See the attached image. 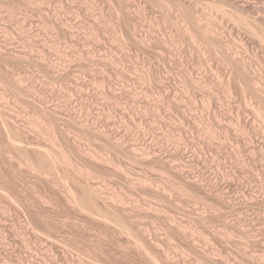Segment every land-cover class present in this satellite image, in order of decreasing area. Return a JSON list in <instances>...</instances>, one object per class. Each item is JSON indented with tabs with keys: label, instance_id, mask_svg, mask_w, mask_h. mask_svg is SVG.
Here are the masks:
<instances>
[{
	"label": "rangeland",
	"instance_id": "rangeland-1",
	"mask_svg": "<svg viewBox=\"0 0 264 264\" xmlns=\"http://www.w3.org/2000/svg\"><path fill=\"white\" fill-rule=\"evenodd\" d=\"M13 1L17 4L6 0L9 4L0 8V42L10 36L6 50L28 55L12 70L26 72V79L31 78L26 84L42 93L50 107H58L61 116L53 114L51 120L41 116L46 128L51 124L53 128L33 129L38 97L23 91L25 87L17 93L20 88H14L11 70L1 63L6 72L1 73L5 83L0 86V109L14 118L16 125L11 126L23 132L21 141L52 150L55 159L60 151L51 144L57 138L71 157L73 171L69 180L58 182L28 172L27 163L13 149L14 159H9V142L0 135V172L8 181L6 187L14 190L20 207L28 205L49 220L40 227L24 211V216L20 211L18 216L8 212L10 205L1 200L0 264H148L143 251L141 255L128 245L106 214L112 201L122 206L137 202L143 213L135 219L147 233L139 240L150 249L158 243L155 251L175 258L172 264H264V119L255 110L264 104V43L250 28L235 24L211 6L222 4L226 11L239 13L238 4L230 0ZM241 2L247 8L264 4V0ZM196 5L203 10L204 20L215 26L216 34L209 39L218 49L184 32L181 11L193 13ZM246 12L253 29L264 27L252 17L254 10ZM234 51L251 66L248 74L260 79L256 84L233 63L229 55ZM40 54L48 60H43L45 71H41ZM57 116L60 120L54 119ZM81 119L89 129L79 128ZM107 124L111 133L128 142L127 148L139 145L150 152L151 160L136 158L134 163L130 150L109 146L103 136ZM60 127H69L72 134L62 136ZM75 145L82 155L73 149ZM87 154L109 157L112 164L90 163ZM79 168L91 175L81 176ZM72 176L94 194L99 209L94 214L85 208L80 212L65 201L64 191L81 193ZM144 177L150 189L140 185ZM182 183L189 188L188 195L179 193L177 186ZM22 219L31 227L22 225Z\"/></svg>",
	"mask_w": 264,
	"mask_h": 264
},
{
	"label": "bare ground",
	"instance_id": "bare-ground-1",
	"mask_svg": "<svg viewBox=\"0 0 264 264\" xmlns=\"http://www.w3.org/2000/svg\"><path fill=\"white\" fill-rule=\"evenodd\" d=\"M9 1V0H8ZM30 1V0H29ZM42 1V0H41ZM45 1V0H44ZM126 1V0H125ZM231 2H235L236 3V5L238 4V6L237 7H239V9L238 8H236L238 11L237 12H239V13H233V12H229V11H226L221 5H216V3L215 4H213V5H211V6H213V8L217 11V12H220V13H222L223 15H225V17H228L229 19H230V21H233L235 24H237V25H241V26H243V27H246L247 29L248 28H250L251 29V31L255 34V36L258 38V39H261L262 41L261 42H263L264 43V30H263V28L262 27H260V26H262V25H259V28L257 27V30H256V28L255 29H253L254 28V26H253V24H252V26H253V28L251 27V19L250 20H248V18H247V16H244V13H247L246 11H247V9L248 10H250L252 13H254L255 12V14H254V16H252V17H254V19H256L257 21L259 20V22H261L262 24H264V4L262 5L261 4V6H256V5H258V4H249V6L250 5H252V6H248L249 8H247V7H245V3H239L240 1H242V0H230ZM245 2L247 1L248 2V0H244ZM260 1V0H259ZM12 2L13 3H16V2H14L13 0H12ZM37 2V1H36ZM43 2V1H42ZM246 2V3H247ZM28 3V2H27ZM40 4H41V2H39ZM39 3H37V4H39ZM47 3V1L45 2V4ZM7 5V4H9L8 2H6V0H0V8L2 9V8H4V7H1V6H4V5ZM17 4V3H16ZM33 4V3H32ZM35 4V3H34ZM245 4V5H244ZM247 4V5H248ZM20 5V4H19ZM30 5V4H29ZM260 5V4H259ZM15 6V5H14ZM17 6V5H16ZM22 6V5H21ZM40 6H42V5H40ZM123 6V5H122ZM128 7V6H127ZM6 8V7H5ZM27 8V7H26ZM193 8V7H192ZM195 8V11H193V13H192V11L190 12V11H187L186 10V12H184V11H181V12H183L182 13V16H183V22H184V28H183V30H184V32L185 33H187L189 36H190V38L193 40V39H195L196 38V35H198L199 36V38H201V40L202 41H206V43L207 44H209V47L211 46V48L213 47V49H216L217 48V46H216V48L214 47V43L212 42V40L211 39H209L210 37H212V38H214V35L216 34L215 33V31H214V28H215V26L213 25L212 26V24L210 23V22H207V21H205L204 20V18H205V16L203 15V10L202 9H200V8H198V5H196V7H194ZM233 8V7H232ZM11 9V8H10ZM9 8H8V10H10ZM16 9H18V8H16ZM32 9V8H31ZM34 9V8H33ZM40 9V8H39ZM120 10H121V8H119ZM175 9H176V7H175ZM184 9V8H183ZM212 9V8H211ZM213 9V10H214ZM235 9V10H236ZM5 10V9H4ZM3 10V11H4ZM36 10V9H35ZM178 10V9H177ZM182 10V9H181ZM185 10V9H184ZM233 10V9H232ZM253 10H254V12H253ZM1 11V10H0ZM29 11V10H28ZM31 11V10H30ZM42 10H40V12H41ZM127 11V10H126ZM6 12V11H5ZM7 13V12H6ZM121 13V12H120ZM119 13V14H120ZM124 13V12H123ZM5 14V13H4ZM38 14H40L41 15V13H38ZM44 14V13H43ZM1 15H3L2 14V12H1ZM26 15V14H25ZM28 15V14H27ZM27 15H26V17H27ZM45 15V14H44ZM124 15V14H123ZM248 15V14H247ZM119 16V15H118ZM24 17V16H23ZM41 17H43V16H41ZM120 17V16H119ZM45 18V17H44ZM43 18V19H44ZM43 19L41 18V20L43 21ZM46 20H47V18H45ZM256 20H252L253 22H256ZM46 22V21H45ZM45 24V23H44ZM41 25V24H40ZM258 25V24H257ZM44 26V25H43ZM46 26V25H45ZM41 27H42V25H41ZM223 27V26H222ZM1 28V27H0ZM4 28V27H3ZM262 28V29H261ZM2 29V28H1ZM5 29H6V27H5ZM4 29V30H5ZM127 29V28H126ZM216 29V28H215ZM219 29V28H218ZM1 31V30H0ZM213 31H214V34H213ZM5 32H8V31H5ZM11 34V33H10ZM3 35H4V33H3ZM6 35V34H5ZM13 36V35H12ZM133 36H134V34H133ZM197 36V37H198ZM8 37H10V36H8ZM8 37H6L5 36V40L3 41V42H0V63L2 64L1 65V67L2 68H4L5 70H8V71H10L11 70V72H12V74H9L10 76H9V78L11 77V78H13V81H14V79H15V81H16V86H18V87H14V88H20L19 90H17V93H18V91H20L21 92V90L25 87V89H23V91L24 90H28V91H26V92H30V93H32L31 91H33V93L35 94V96H37L38 97V99L37 100H39L38 101V103H37V105H35V108L37 107V111H36V113H34V115H33V117H34V119L32 120V121H34L33 122V124H32V126L34 127L33 129H37V127H39L38 129L40 130V129H51L50 127H52L53 126V124H51V126H49L48 128H46V124L48 125V123H46L45 124V122L42 120V118H41V116L43 117V118H45V116H49L48 118L50 119L51 118V116L53 115V114H55V116L56 115H58V116H61L59 113H56V111H58L57 109H59L58 107H56V106H51L50 107V103L48 104V102L46 101V99H45V97L42 95V93H40L39 92V94L38 93H36L35 92V90H33L32 88H33V86H32V88H31V86H29L30 85V83H29V85H27L26 83H28L29 81H30V79H28L29 77L27 76V75H25L26 74V72H23V73H18L17 71H13L12 70V68H13V66L15 65V67L17 66L16 64H18L19 62L20 63H22L23 61L22 60H24V58H26L25 57V55L24 54H22V53H16V54H13L12 53V51L11 52H9L10 51V48H9V51H7L8 49H7V44L10 42H8V40H7V38ZM1 38V37H0ZM12 38V37H11ZM11 38H9L10 40H11ZM133 38V37H132ZM134 38H136V37H134ZM189 38V39H190ZM197 39V38H196ZM210 40V41H209ZM131 41H133V40H131ZM198 41H199V39H198ZM219 41V40H218ZM24 42V41H23ZM11 43V42H10ZM9 43V44H10ZM133 43H134V41H133ZM220 43V42H219ZM14 44V43H13ZM13 44H11V45H13ZM217 44V43H216ZM205 47L207 46V45H204ZM208 47V46H207ZM15 48V47H14ZM13 48V49H14ZM31 48V47H30ZM210 48V49H211ZM7 49V50H6ZM218 49V48H217ZM220 49V48H219ZM27 50V49H26ZM237 50V49H236ZM7 51V52H6ZM20 51V50H19ZM29 51H31L32 52V50L30 49ZM42 51V50H41ZM214 51V50H213ZM218 51V50H217ZM11 54V55H9V53ZM22 52V51H21ZM39 52H40V50H39ZM229 52V51H228ZM235 52V51H234ZM232 53L231 55H229L230 57H231V60L233 61V63H236V64H238V65H240V68H242V70H243V72H245L246 73V76H247V74H248V67H251V66H249V64H247L246 63V60H245V62H244V60H242V59H240V55L238 54V53ZM26 53V52H25ZM41 53V52H40ZM31 54V53H30ZM30 54H29V56H30ZM32 54H33V52H32ZM48 54V53H47ZM41 56L39 57V60H40V63H41V68H43V69H41V71L42 70H47V68L44 66V62L45 61H47L48 62V60H45V59H43V56H44V54H40ZM38 56V55H37ZM48 56V55H47ZM31 57V56H30ZM228 57V56H227ZM36 58V57H35ZM49 58V57H48ZM226 58V57H225ZM239 58V59H238ZM26 60V59H25ZM37 60V59H36ZM43 60H45V61H43ZM50 60V59H49ZM22 61V62H21ZM34 61V60H33ZM228 61V60H227ZM30 62H32V61H30ZM35 63H36V61H34ZM33 62V63H34ZM38 63V62H37ZM50 63V62H49ZM48 63V64H49ZM58 64V63H57ZM19 65V64H18ZM31 65V64H30ZM29 65V66H30ZM33 65V64H32ZM32 65H31V67H32ZM46 65H47V63H46ZM232 65V64H231ZM37 66H39V65H37ZM29 68V67H28ZM40 68V67H39ZM4 69H1L0 68V86H1V82L3 81V83H5L4 82V79H2L5 75L3 74V76H1L2 74L1 73H4V72H6V71H4ZM17 69V68H16ZM35 69V68H34ZM233 70H234V68H232ZM239 69V68H238ZM50 70H51V68H50ZM30 71V70H29ZM40 71V72H41ZM44 71L43 72H41V73H44ZM235 71V70H234ZM241 71V70H240ZM239 71V72H240ZM47 72V71H46ZM238 72V71H237ZM239 72H238V74H239ZM25 73V74H24ZM32 73V72H31ZM41 73H39V74H41ZM48 73V72H47ZM6 74V77L8 76V74L7 73H5ZM45 74V73H44ZM256 74V73H255ZM240 75V74H239ZM26 76L28 77L27 79H26ZM31 76V75H30ZM40 76V75H39ZM38 76V77H39ZM6 77H5V79H6ZM46 77V76H45ZM54 77V76H53ZM58 77V76H57ZM240 77H241V75H240ZM244 77V76H243ZM248 77L250 78V81L251 80H253L252 82L253 83H255L256 81H259L260 79H258L257 80V76L255 77L254 75H251V74H248ZM33 78V77H32ZM49 78V77H48ZM248 78V79H249ZM7 79H8V77H7ZM35 79V78H34ZM39 79H42L43 80V77L41 78H39ZM38 78H37V80H39ZM45 79V78H44ZM46 79H47V77H46ZM10 80H12V79H9V80H7L6 81V83L7 84H9L10 85V83H11V81ZM36 80V81H37ZM28 81V82H27ZM32 81V80H31ZM46 81V80H45ZM44 81V82H45ZM39 82H41L40 80H39ZM36 83H38V82H36ZM43 83V82H42ZM51 83H53V82H51ZM55 83V82H54ZM13 84V83H12ZM32 84H34V83H32ZM48 84V83H47ZM256 84V83H255ZM4 85H6V84H4ZM9 85H6L5 86V88L7 87V86H9ZM38 85H40L41 87H43L42 85L43 84H38ZM50 85V84H49ZM2 86H3V84H2ZM44 86H45V84H44ZM52 87V86H51ZM255 87V86H254ZM4 87H3V89H5ZM8 88V87H7ZM13 88V89H14ZM44 88V87H43ZM2 89V90H3ZM9 89V88H8ZM15 89V90H16ZM54 89V88H53ZM59 89V88H58ZM7 91V90H6ZM13 91V93H14V90H12ZM16 92V91H15ZM253 92V91H252ZM255 92V91H254ZM2 93V92H1ZM21 93H23V92H21ZM33 93H32V95H33ZM256 93V92H255ZM15 95V94H14ZM23 95V94H22ZM29 94H27V97H29L30 98V96H28ZM45 95V94H44ZM255 95H257V94H255ZM18 96V95H17ZM34 96V95H33ZM46 96V95H45ZM21 97V96H20ZM3 98V97H2ZM5 98V97H4ZM13 98H14V96H13ZM48 98V97H47ZM12 99V98H11ZM36 99V98H35ZM4 100V99H3ZM36 100V101H37ZM1 101V100H0ZM3 102V101H2ZM7 102V101H6ZM5 102V103H6ZM17 102H18V100H17ZM32 102H34V101H32ZM50 102V101H49ZM53 102V101H52ZM262 102L263 101H261L260 103L262 104ZM36 103V102H35ZM2 106H4V105H2ZM8 106H9V104H8ZM34 106V105H33ZM1 108V107H0ZM61 108V107H60ZM2 110H5V109H3V107H2ZM1 109H0V135H3L4 137H6V139H7V141L9 142V146L8 147H10V149L9 150H7V152H9V154H7L8 155V157H9V159L11 158H13L12 156H10L11 154H12V149H13V152H15L14 154H17L19 157H20V159L21 158H23V159H21V160H24L25 162V164L26 165H28V172H29V170L31 171V172H33V173H37V174H39L40 176H41V178L43 177V178H47L46 180H48L49 178H54V180H52V181H50V182H58V180H63L64 178H66L67 176L69 177L70 176V174H71V171H73V170H71L70 171V169H71V166L72 165H70V163H71V157H69L68 156V154L66 153V151L64 152V149L62 148V145H60V143H57V135H55V133H54V131H53V136L56 138L55 139V143H52L51 144V147L52 148H56L55 150H59L60 152H59V156L57 157V156H55V157H57L56 159L53 157V154H52V150L50 151L49 149H47L46 147H41V146H39V145H34L33 143H27V142H23V141H21L20 139H19V137H20V133H23V132H20L19 133V131L18 130H16L15 129V127H13V126H11V123L13 122V120H14V118H12V113L10 114V112H9V115H11V117L9 116V117H7V116H5V114L6 113H4L3 114V111H2ZM256 110V113L260 116V117H262V119H264V104H262L261 105V107H258L257 109H255ZM5 111H7V110H5ZM38 112V113H37ZM59 112V111H58ZM64 112V111H63ZM16 114V113H15ZM64 114V113H63ZM7 115V114H6ZM55 117L54 119H58L59 117ZM82 116V115H81ZM258 116V117H259ZM32 117V118H33ZM52 117H54V116H52ZM63 117V116H62ZM86 117V116H85ZM13 119V120H12ZM49 119H47V120H49ZM12 120V121H11ZM46 120V119H45ZM51 120V119H50ZM59 120H60V118H59ZM64 120V119H63ZM83 122L82 123H80V129H89V125H86V124H88V123H86V121L84 122V120L83 119H81ZM86 120V119H85ZM51 122V121H50ZM87 122H88V120H87ZM32 123V122H31ZM53 123L55 124V122L53 121ZM86 123V124H85ZM90 123V122H89ZM13 124H14V122H13ZM22 124V123H21ZM111 124V123H110ZM14 125H16V124H14ZM41 127H44V128H40V126ZM50 125V124H49ZM57 125V124H56ZM26 126V125H25ZM31 126V127H32ZM37 126V127H36ZM108 124H107V128H108ZM56 127V126H55ZM58 127V126H57ZM77 127V126H76ZM91 127V126H90ZM24 128V127H23ZM22 128V129H23ZM30 128V127H29ZM53 128V127H52ZM59 128V127H58ZM68 128L69 127H67L66 129H64V127L63 128H61L60 127V129H62L63 131H61L63 134H61L62 136H65L66 137V135L68 136V135H70V133H71V130L69 129L68 130ZM110 128V127H109ZM109 128H108V130L107 131H103L104 133H103V136H105L106 138V140H107V142H109V146H112V147H114V148H116V150L117 149H119V151H122V152H128L129 150L131 151L130 153H132V160L134 159V160H137V159H141V160H143V159H148V161H149V159L151 160V158H150V152H147V151H144V150H142L141 148H139L138 146L139 145H132V146H130L129 148H127L128 146H127V143L128 142H126V140H123V139H121L122 137H120V135H118L117 136V134H115L114 132V134H115V136L114 135H112L113 133H111L112 131H110L109 130ZM55 129H57V128H55ZM91 129V128H90ZM54 130V129H53ZM73 130V129H72ZM105 130V129H104ZM41 131V130H40ZM39 131V132H40ZM51 131V130H50ZM87 131V130H86ZM85 131V132H86ZM91 131V130H90ZM82 132V131H81ZM100 132V131H99ZM120 132V131H119ZM84 133V132H83ZM83 133H82V135H83ZM88 133H89V131H88ZM91 133H92V131H91ZM126 133V132H125ZM65 134V135H64ZM72 134V133H71ZM81 135V134H80ZM86 135H88V134H86ZM86 135H83V136H86ZM96 135V134H95ZM101 135V134H100ZM12 136H14L13 138H12ZM24 136V135H23ZM59 136V135H58ZM97 136H98V134H97ZM25 137V136H24ZM18 138V139H17ZM61 138V137H60ZM4 140V139H3ZM59 140V139H58ZM6 141V140H5ZM60 141V140H59ZM67 141V140H66ZM60 142H63V139H62V141H60ZM39 143V142H38ZM135 143V142H134ZM133 143V144H134ZM138 143V142H137ZM66 146H67V144H66ZM79 146V145H78ZM78 146H76L75 145V147L73 148V149H75V151L77 152V154H81V152L82 151H80V149H79V147ZM6 148H8L7 146H5ZM51 149V148H50ZM110 149V148H109ZM57 150V151H58ZM66 150V149H65ZM4 151V150H3ZM73 151V150H72ZM117 152V151H116ZM11 153V154H10ZM129 153V152H128ZM71 154V153H70ZM2 155H4V154H2ZM6 155V156H7ZM82 155V154H81ZM80 155V156H81ZM85 155V154H84ZM88 155V159H89V161H90V163L92 162L93 164L94 163H101V164H103V165H105V166H109L110 164H112V162H111V160H110V158L109 157H103V156H95V155H92V154H87ZM6 156H3L4 158L6 157ZM108 156V155H107ZM130 156V155H129ZM78 157H79V155H78ZM86 157V156H85ZM84 157V158H85ZM54 158V159H53ZM80 158V157H79ZM81 158H82V156H81ZM137 158V159H136ZM156 158V157H155ZM14 159V158H13ZM55 160V161H53V160ZM20 160V161H21ZM131 160V161H132ZM134 160H133V162H134ZM155 160H158L157 158L155 159ZM10 161V160H9ZM8 161V162H9ZM19 161V162H20ZM15 162V161H14ZM21 162H23V161H21ZM21 162L20 163H17L18 164V168L20 169V167H21V165L23 166V163L21 164ZM145 162V161H144ZM151 162V161H150ZM172 162V161H171ZM9 163H11V162H9ZM134 163H136V161L134 162ZM169 163V162H168ZM13 164V163H12ZM3 165V164H2ZM25 165V166H26ZM96 165V164H95ZM11 166V165H10ZM169 166H171L170 164H169ZM13 167V166H12ZM15 167V166H14ZM70 167V168H69ZM4 168V167H3ZM11 168V167H10ZM22 168V167H21ZM175 168V167H174ZM8 169V168H7ZM12 169H14V168H12ZM175 169H177V168H175ZM23 170H25V169H23ZM27 170V169H26ZM57 170H59V172L61 171V175L63 176V177H60V175L59 174H57ZM10 171V170H9ZM176 171V170H175ZM13 172V171H12ZM27 172V171H26ZM78 172V171H77ZM81 172H83V174L81 173ZM2 173V174H1ZM32 173V174H33ZM79 173L81 174V176H84L85 178L87 177L88 178V176H90L91 175V173H89L87 170H82V168L80 169L79 168ZM13 174V173H12ZM72 174H75L74 172L72 173ZM3 175H4V173L3 172H0V201L1 200H5V201H7L8 202V204L10 205L9 206V208H8V212H10V213H15L16 214V212H18V211H20L21 213H22V215L24 214V212H26L30 217H32L31 219L36 223V224H39L38 226H40L41 227V225L43 224H46V221H49L48 219L46 220V221H44V219L42 218V216L40 215L41 214V212H38V210H35V209H31V208H28V205L27 206H25V207H23V206H21L22 207V210H21V207H20V202H19V200H18V198L14 195L15 193H12V191H14L13 189H11V191H10V189H8V187H6V183L8 182H6V181H4V180H6L5 179V177H3ZM77 175V174H76ZM126 175V174H125ZM17 176V175H16ZM30 176V175H29ZM39 176V177H40ZM188 176V175H187ZM27 177V176H26ZM67 177V178H68ZM74 176H72L71 178H73ZM79 177V176H78ZM186 177V176H185ZM192 177V176H191ZM8 178V177H7ZM15 178V177H14ZM75 178L76 177H74V179H73V182L75 181ZM80 178V177H79ZM78 178V179H79ZM145 178V177H144ZM38 179V178H37ZM70 178H68V180H69ZM77 179V178H76ZM143 179V178H142ZM193 179V178H192ZM79 180H82V179H79ZM182 180H184L183 178H182ZM194 180V179H193ZM192 180V181H193ZM70 181H72V179L70 180ZM93 181V180H92ZM135 181V180H134ZM191 181V182H192ZM198 181V180H197ZM6 182V183H5ZM79 181H75V183H73L74 184V186H75V184H78V185H76V186H79L80 185V187H81V190L79 189L80 187H78V188H76L77 190L79 189L80 191H81V193L79 192H77L76 193V191L75 192H72V190H70L71 188L70 187H72V186H70L68 189L69 190H67V192H65L64 191V193L66 194V196H65V201L69 204V203H71L72 204V206L73 205H75L76 206V208H74V209H78L79 208V211L81 212V210H82V212L85 210V209H87V210H90L89 212H92L93 214H94V212H96L97 210H99L98 209V206L96 205L97 203L95 202V197H94V194L92 193V191L90 192V190H88L89 188H87V189H85V188H83V182L81 183V184H79L78 183ZM137 182H139V181H137ZM12 183V182H11ZM38 183H40V182H38ZM60 183V182H59ZM62 183V182H61ZM72 183V182H71ZM93 183V182H92ZM9 184H10V182H9ZM14 184V183H13ZM183 184V183H182ZM182 184H179V187L177 186V188H178V191H179V193H181V195H188V190H189V188L188 187H186V188H188V189H186L185 188V186H184V184L182 185ZM196 184V183H195ZM62 185V184H61ZM139 185V184H138ZM140 185L141 186H143V187H146V188H148V189H150L152 186H151V184L148 182V180L146 181V178L143 180V181H141L140 182ZM139 185V186H140ZM192 185V184H191ZM198 185H199V183H198ZM9 186V185H8ZM11 186V185H10ZM66 186V185H65ZM67 186H69L68 184H67ZM74 186H73V188H74ZM60 187V186H59ZM85 187V186H84ZM87 187V186H86ZM94 187V186H93ZM11 188V187H10ZM66 190V189H65ZM78 190V191H79ZM94 190V189H93ZM166 190V189H165ZM165 190H162L163 191V193H165L166 195V197H168L170 194H169V191H165ZM96 192V191H95ZM17 193V192H16ZM64 194V195H65ZM96 194V193H95ZM105 194V193H104ZM52 195V194H51ZM168 195V196H167ZM189 195H190V193H189ZM55 196H57V195H55ZM100 196H102V195H100ZM111 196V195H110ZM178 196V195H177ZM64 197V196H63ZM103 197V196H102ZM107 198V196H104V198ZM96 198H99V197H96ZM101 198V197H100ZM104 198H103V200H104ZM185 198H187V197H185ZM113 199V198H112ZM36 200V199H35ZM42 200V199H41ZM58 200V199H57ZM60 200V199H59ZM63 200H64V198H63ZM97 200V199H96ZM109 200H110V198H109ZM29 201V200H28ZM37 201V200H36ZM45 201H46V199H45ZM106 201V200H105ZM112 201V200H111ZM2 202V201H1ZM59 202V201H58ZM57 202V203H58ZM65 202V203H66ZM107 202V201H106ZM114 201H112V203L111 202H109L106 206H108L109 208H106L107 210H105L107 213L106 214H108L109 216H111V217H109V218H111L110 220H112L113 219V221H111V222H115V224H116V227H117V229L119 230V232L123 235V238L125 237V239L127 240V243H128V245H131L133 248H135L137 251H140V253L143 251V253H144V255H142L143 253H141V255L142 256H145V259H146V261L148 262V264H162V263H171L172 264V262H175V261H173V260H175V258L174 259H172L170 256H169V254H166V253H159V251H155V250H157V248H158V245H156V244H158V243H156L155 241V245L154 246H152L153 247V249H150L151 247H149L148 245H146V243L144 244L141 240V238L144 236V235H147V233L144 231V229L143 228H141V224L138 222V221H136V219H135V217H137L139 214H140V209L138 208L139 207V205L137 204V202H135L133 205H131L130 204V206L127 204V203H125V202H123L122 204L124 205V206H122V205H120V203L118 204V205H116L115 203H113ZM23 203V202H22ZM21 203V204H22ZM45 203V202H44ZM56 203V204H57ZM99 203V202H98ZM40 204V203H39ZM25 205V204H24ZM41 205V204H40ZM70 205V204H69ZM75 206H73V207H75ZM105 206V207H106ZM20 207V208H19ZM141 207V206H140ZM35 208V207H34ZM48 208V207H47ZM85 208V209H84ZM111 208V210H109L108 211V209H110ZM86 210V211H87ZM96 210V211H95ZM103 210V209H102ZM144 210H146V209H144ZM213 210V209H212ZM211 210V211H212ZM215 210V209H214ZM24 211V212H23ZM42 211V210H41ZM104 211V212H105ZM216 211H218V210H216ZM8 212H7V215H9L10 217H12L13 216V214H12V216L10 215V214H8ZM19 212V213H20ZM147 212V211H146ZM155 212V211H154ZM20 213V214H21ZM25 213V214H26ZM141 213H143L142 211H141ZM156 213V212H155ZM6 214V213H5ZM26 214V215H27ZM81 214V213H80ZM89 214H91V213H89ZM99 214H101L100 212H99ZM157 214V213H156ZM17 216H18V213L16 214ZM16 215H14V216H16ZM103 215V214H102ZM8 216V217H9ZM16 216V217H17ZM21 216V215H20ZM24 216V215H23ZM101 216V215H100ZM9 217V218H10ZM15 217V218H16ZM22 217V216H21ZM26 217V216H25ZM44 217V216H43ZM92 217V216H91ZM88 218H90V217H88ZM97 218V217H96ZM95 218V219H96ZM103 218H105L106 219V217H104L103 216ZM19 219H21L20 217L17 219V220H19ZM30 219V218H29ZM31 219L29 220V221H31ZM94 219V220H95ZM23 220V219H22ZM22 220H20V221H22ZM92 220V219H91ZM101 220H102V218H101ZM14 221V220H13ZM19 221V222H20ZM12 222V221H11ZM24 222V220L21 222V223H23ZM104 222H106V221H104ZM14 223V222H13ZM48 223V222H47ZM50 223V222H49ZM102 223V222H101ZM110 223V222H109ZM18 224V223H17ZM41 224V225H40ZM13 225V224H12ZM21 225V224H20ZM22 225H24L26 228L28 227V228H30L31 227V225H32V223L30 224L27 220L25 221V223H23ZM21 225V226H22ZM42 225V226H43ZM169 225H173V224H169ZM23 226V227H24ZM178 227V226H177ZM176 227V228H177ZM107 228V227H106ZM111 228V227H110ZM13 229V228H12ZM23 229H25V228H23ZM34 231H36V229H37V227L35 228V227H33L32 228ZM145 229H147V228H145ZM179 229V228H178ZM177 229V230H178ZM20 231V230H19ZM182 231V230H181ZM23 232H24V230H23ZM37 233V232H36ZM146 233V234H145ZM120 234V235H121ZM35 235V234H34ZM29 236V235H28ZM19 237V236H18ZM17 237V238H18ZM27 237V236H26ZM36 237H37V235H36ZM139 237H141V238H139ZM22 238V237H21ZM38 238V237H37ZM40 238V237H39ZM68 238V237H67ZM139 239H141V240H139ZM148 240V239H147ZM153 242V241H152ZM162 242V241H161ZM163 243H164V241H163ZM43 244V243H42ZM125 245V244H124ZM150 245V244H149ZM131 247V248H132ZM122 248V247H121ZM152 250V251H151ZM46 251V250H45ZM134 251V250H133ZM155 251V252H154ZM166 252V251H165ZM135 253V252H134ZM175 253V252H174ZM47 254V253H46ZM54 255V254H53ZM63 255H65V254H63ZM10 256V255H9ZM71 256V255H70ZM137 256V255H136ZM55 257V256H54ZM53 257V258H54ZM124 257H125V255H124ZM139 257V256H138ZM173 257V256H172ZM184 257V256H183ZM182 256H181V258H183ZM128 258V257H127ZM144 258V257H143ZM66 260V259H65ZM184 260V259H183ZM180 262V261H179ZM90 264H93V263H90Z\"/></svg>",
	"mask_w": 264,
	"mask_h": 264
}]
</instances>
